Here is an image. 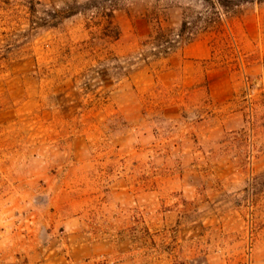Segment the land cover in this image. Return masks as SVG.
I'll return each instance as SVG.
<instances>
[{"label":"rangeland","instance_id":"374dc122","mask_svg":"<svg viewBox=\"0 0 264 264\" xmlns=\"http://www.w3.org/2000/svg\"><path fill=\"white\" fill-rule=\"evenodd\" d=\"M7 2L0 264H264V4Z\"/></svg>","mask_w":264,"mask_h":264},{"label":"trees","instance_id":"16d2710c","mask_svg":"<svg viewBox=\"0 0 264 264\" xmlns=\"http://www.w3.org/2000/svg\"><path fill=\"white\" fill-rule=\"evenodd\" d=\"M206 4H209L214 7H221L227 12H232L236 8H239L240 6L244 4H264V0H199ZM3 4H7V0H1ZM30 10L33 12L35 11L34 6H30ZM78 12L75 8L70 7L63 10H56L53 15L52 21L45 20L42 24V27H45L46 29H55L57 28L64 20L73 17L77 15ZM186 23H183L180 34L176 35L177 38H181L182 34L185 33L186 30ZM150 44L154 45V50H157L158 48H164L167 46L166 52L162 53L159 52L158 54L163 56V59L166 60L167 56L174 52V49L179 47L180 43L176 38H172V36L166 34L164 30L158 26L154 33L150 36L149 42ZM166 55V56H165ZM119 69H122L119 67ZM128 76V75H127Z\"/></svg>","mask_w":264,"mask_h":264},{"label":"crops","instance_id":"0c3cea01","mask_svg":"<svg viewBox=\"0 0 264 264\" xmlns=\"http://www.w3.org/2000/svg\"><path fill=\"white\" fill-rule=\"evenodd\" d=\"M190 52V56H193V55H201V54H203V57L204 58H208V57H210V54H211V52H210V50L206 47V48H204V50H196L195 49V51H194V49H192V48H190V49H188ZM188 50H186V51H188ZM186 53H188V52H186ZM187 55V54H186ZM167 75V74H166ZM165 77V74H164V76L162 75V79ZM160 80H161V77H160Z\"/></svg>","mask_w":264,"mask_h":264}]
</instances>
